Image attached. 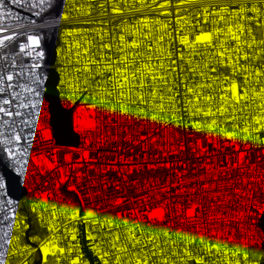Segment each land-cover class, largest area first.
<instances>
[{
  "label": "built area",
  "instance_id": "2783aa9c",
  "mask_svg": "<svg viewBox=\"0 0 264 264\" xmlns=\"http://www.w3.org/2000/svg\"><path fill=\"white\" fill-rule=\"evenodd\" d=\"M233 2L193 0L191 4H181L180 0H143L142 4L141 0H60L58 3L66 5L60 11L68 13V18L63 19L53 14L52 9L37 17L34 12L39 9L30 11L27 3L22 7L12 4L11 0H4V8L0 9L4 19L0 20V26L12 24L10 13H17L34 20L35 24L30 28L33 34L42 36L40 46L35 48L31 57L20 52L17 39L0 46V70H4L5 74L13 71L11 83L30 82L27 66L33 62L40 67L32 71L41 77L39 103L32 110L36 118L30 126L34 135L20 141L23 153L7 157L6 152L2 151L4 145L0 143V179L5 185L0 192L7 194L0 196V201L10 197L14 203L5 205V211L12 208L16 213L15 218L9 213V220L5 221L4 212H0V245L4 246L2 250L6 251L4 259L8 264H36L35 261L40 260V252L41 264H70L78 254L87 264H103L96 247L109 248L108 229L105 227L98 231L97 225L91 223L92 218L85 220L89 210L100 219L124 216L156 228L203 233L206 237L219 238L230 247L246 243L249 259L259 260L263 264L264 232L260 223L264 215V143L261 142L264 133L260 140L245 143L215 133L209 135L207 131H197L189 123L182 101L178 107L184 123L179 125L128 117L119 111L112 113L100 107L94 109L91 107L93 88L89 85H94L100 77L92 78L87 73L75 72L84 64L82 49L86 46L85 41L91 42L89 55L97 59L101 55L98 51L101 32L105 33L103 42L113 45L111 52L103 54L116 57L119 55L115 50L118 41L114 38H118L123 27L130 28L143 17L166 21L172 36L176 37L177 16L187 17L192 24H196L198 14L205 5ZM76 4H90L91 10L76 11ZM114 4L121 11L114 12ZM199 19L203 21L202 15ZM200 26L209 30L212 24L210 21L202 22ZM74 29L82 31H71ZM12 30L0 35H11ZM196 34L190 33V39H194ZM255 34L257 39H264V30L255 29ZM52 37L56 44L54 67L59 76V97L64 108L73 109V128L80 136L79 147L58 145L53 136L50 106L46 98L49 66L45 47V41ZM125 37L128 40L132 38L128 33H125ZM23 39L26 41V37ZM77 41L81 44L80 63H77L76 56ZM164 45L168 47L167 37ZM178 48L179 41L174 40L171 43L173 59ZM137 50L141 57L147 55L143 47ZM40 51L43 57L37 59ZM13 61L17 66H25L23 78L17 75L19 67L5 68ZM167 63L166 60V66ZM177 63L180 61L177 60ZM259 63H264V60ZM182 67L184 71L179 72L176 79L181 94L184 92V75L187 74L189 80L201 79L187 72V64ZM216 74L221 78L230 76L231 70L217 67L212 75ZM86 78L89 85L84 84ZM235 78L242 87V76L238 74ZM225 86L221 84L217 88V97ZM3 95L0 94V98ZM25 97L31 98V93H25ZM77 110L90 111L89 116L85 117V126H74L75 116L79 117ZM232 123L229 121L226 126L230 128ZM4 131L7 134V130ZM5 167L18 177L20 186L25 189L26 194L22 199L10 195ZM17 167L19 172L16 171ZM52 205H56V208L53 209ZM74 210H78V215L72 219ZM157 210L163 212L162 217L152 215ZM53 211L55 217L52 216ZM8 224H12L7 229L11 245L4 244ZM50 225L54 227L50 228ZM72 229H75V239H72ZM32 234L39 241L33 239ZM16 236L20 237L21 251L12 255L11 247L17 243L14 239ZM52 237L61 247L71 246L73 251L59 254V261L52 253L45 257L40 244ZM24 245L28 246L27 252L23 251Z\"/></svg>",
  "mask_w": 264,
  "mask_h": 264
},
{
  "label": "snow or ice",
  "instance_id": "6c2138e0",
  "mask_svg": "<svg viewBox=\"0 0 264 264\" xmlns=\"http://www.w3.org/2000/svg\"><path fill=\"white\" fill-rule=\"evenodd\" d=\"M192 2L193 0H180L181 4ZM11 3L20 4L22 7L27 3L30 11L39 9L34 12L37 17L52 9L56 16L68 18L67 12L60 11L66 5L58 3L57 0H11ZM141 3L143 4V0ZM74 6L76 11L91 10L90 4ZM2 8L4 0H0V9ZM112 10L121 11L115 4ZM200 15L203 17V23L211 22L212 27L209 30L200 26ZM10 18L13 23L7 27L0 26V33L13 30L11 35H0V46H4L6 41L17 39L20 52L31 57L42 41V36L33 34L30 28L35 21L17 13H10ZM2 19L4 16L0 15V20ZM255 29L264 30V0H234L233 3L205 5L198 14L196 24H192L187 17L177 16L176 37L172 36L166 21L143 17L130 28L123 27L118 38H114L118 41L115 50L119 55L116 57L103 54L113 49L111 43L103 42L104 32L100 33L101 43L98 51L101 55L98 59L89 55L91 42L85 41L86 46L82 49L85 54L84 64L82 68H76L75 72L87 73L92 78L100 77L94 85H89L88 78L84 80L85 85L93 88L91 107L94 109L100 107L112 113L119 111L128 117L163 122L165 125L170 122L179 125L184 123L178 107L182 101L183 110L189 116V123L197 131H207L209 135L215 133L233 141H256L260 140L261 134L264 133V63H259L264 60V39H257ZM192 32L197 33L194 39H190L189 34ZM125 33L132 37L131 40L126 39ZM25 37L26 41L23 39ZM166 37L167 48L164 45ZM174 40H178L180 45L175 59L171 49ZM76 47L77 63H80L79 41L76 42ZM141 47L147 52L146 56L141 57L140 51L137 50ZM42 57L43 52H38L37 59ZM177 60L180 61L179 64ZM183 64L188 65V73L193 77L198 75L201 79L189 80V76L184 75V92L181 94L176 79L179 72L184 71ZM17 67V75L23 78L24 65L17 66L13 61L11 65L5 66L11 69ZM27 67L30 82L26 83L13 84V71L9 70L5 74L4 70H0V94H4L0 98V143L4 145L2 151L6 152L7 157L22 154L24 149L20 147V141L34 135L30 126L36 118L32 110L39 103L38 89L41 77L32 69L40 65L33 62ZM217 67L230 68L231 75L222 78L219 74L212 75L216 73ZM238 74L242 76V87L240 81L235 78ZM76 79L78 81L79 77ZM221 84L226 86L220 89L222 94L217 97V88ZM25 93H31V98H26ZM229 121L233 122L230 128L226 126ZM88 127L91 128L92 125L89 124ZM4 130H7V134ZM261 142L264 143V140ZM16 164H19L18 160ZM16 171L19 172L20 169L17 167ZM4 187V182L0 179V189ZM6 195L5 192H0V196ZM13 203L10 197L0 201V212H4L5 221L9 220V213L15 218L14 209L5 211L4 208L5 205L11 206ZM52 208L55 209L56 205H52ZM55 215L53 211L52 216ZM77 215L78 210H74L71 218L75 219ZM152 215L162 217L163 212L157 210ZM88 218H92L91 223L97 225L98 231L105 227L108 229L106 235L109 238V248L106 250L96 247V252L102 256L103 264H260L259 260L249 259L246 243L230 247L219 238L206 237L203 233L156 228L124 216L119 219L107 216L100 219L91 210L84 219ZM11 227L12 224L6 225L5 245L12 243L7 231ZM51 227L54 225H50ZM65 231L68 229L65 228ZM14 239L17 243L11 247L12 255L21 251L20 237L16 236ZM72 239H75V229H72ZM101 240L103 242V238ZM3 247L0 245V264H8L4 259L6 251L2 250ZM40 248L45 257L52 253L57 256L58 261L59 254L73 251L71 246L61 247L55 237L43 240ZM23 251H28L27 245H24ZM70 264L87 262L78 254Z\"/></svg>",
  "mask_w": 264,
  "mask_h": 264
},
{
  "label": "water",
  "instance_id": "95a60500",
  "mask_svg": "<svg viewBox=\"0 0 264 264\" xmlns=\"http://www.w3.org/2000/svg\"><path fill=\"white\" fill-rule=\"evenodd\" d=\"M45 47L47 49L46 63L49 66L48 79L46 82V98L50 106L53 136L58 145L79 147L81 145L80 136L73 128V109L64 108L59 97V76L54 67L56 61L55 38L52 37L50 40H46ZM4 174L7 178L10 195L15 199H22L25 196L26 191L20 186L18 177L6 167L4 168ZM260 226L264 232V215L261 219ZM35 263L41 264V252L40 260L35 261Z\"/></svg>",
  "mask_w": 264,
  "mask_h": 264
},
{
  "label": "rangeland",
  "instance_id": "374dc122",
  "mask_svg": "<svg viewBox=\"0 0 264 264\" xmlns=\"http://www.w3.org/2000/svg\"><path fill=\"white\" fill-rule=\"evenodd\" d=\"M79 112V117L75 116L74 118V126H77V125H81V126H85L86 125V118L85 117H88L89 114H90V111H80V110H77ZM31 237L33 238V234L31 235ZM36 240H38L36 238ZM39 241V240H38Z\"/></svg>",
  "mask_w": 264,
  "mask_h": 264
},
{
  "label": "trees",
  "instance_id": "16d2710c",
  "mask_svg": "<svg viewBox=\"0 0 264 264\" xmlns=\"http://www.w3.org/2000/svg\"><path fill=\"white\" fill-rule=\"evenodd\" d=\"M57 2H60V0H57Z\"/></svg>",
  "mask_w": 264,
  "mask_h": 264
}]
</instances>
